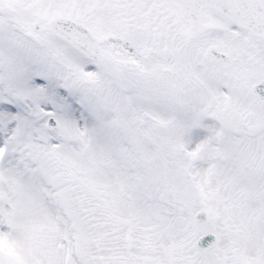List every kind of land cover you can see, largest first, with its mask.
<instances>
[{
  "label": "snow or ice",
  "instance_id": "snow-or-ice-1",
  "mask_svg": "<svg viewBox=\"0 0 264 264\" xmlns=\"http://www.w3.org/2000/svg\"><path fill=\"white\" fill-rule=\"evenodd\" d=\"M0 264H264V0H0Z\"/></svg>",
  "mask_w": 264,
  "mask_h": 264
}]
</instances>
